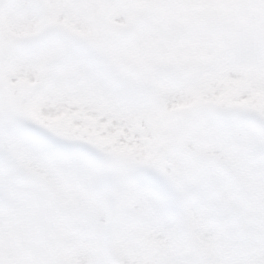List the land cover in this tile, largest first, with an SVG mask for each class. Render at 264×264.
<instances>
[{
  "label": "snow or ice",
  "instance_id": "1",
  "mask_svg": "<svg viewBox=\"0 0 264 264\" xmlns=\"http://www.w3.org/2000/svg\"><path fill=\"white\" fill-rule=\"evenodd\" d=\"M0 264H264V0H0Z\"/></svg>",
  "mask_w": 264,
  "mask_h": 264
}]
</instances>
